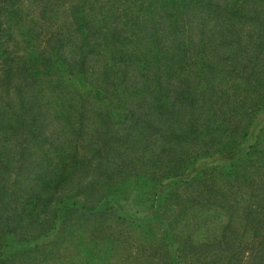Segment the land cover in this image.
I'll return each instance as SVG.
<instances>
[{"label": "trees", "instance_id": "16d2710c", "mask_svg": "<svg viewBox=\"0 0 264 264\" xmlns=\"http://www.w3.org/2000/svg\"><path fill=\"white\" fill-rule=\"evenodd\" d=\"M91 59L97 63L90 64ZM260 60H264V0H0V88L18 92L15 77L29 89L33 83L67 81L74 89H67L70 94L106 100L108 108L99 112L106 130L113 116L119 124L129 121L150 127L162 122L175 128L164 133L162 156L154 160L155 165L162 161L168 167L171 178L184 176L201 155L216 159L184 183L192 184L198 196L208 192L205 202L226 210L229 220L217 244H188L177 233L183 244L174 248L176 236L167 231L169 241L147 245L150 250L154 245L168 249L160 261L152 260L155 264H185L188 259L190 264H264V62L259 67ZM91 70L96 71V84L88 79ZM222 76L241 77L248 92L255 88L261 94L256 115L246 126L237 112L218 121L208 120L213 115L201 111L206 103L214 107L220 102L213 98ZM131 94L141 104L139 109L126 105ZM109 95L119 97L113 101ZM5 125L10 131H0V140L7 136L6 142L17 129L36 131L32 120L6 124L0 116V130ZM185 141L204 143L206 149L189 155ZM7 148L0 142V178L11 168ZM78 164L62 163L69 167L66 173ZM53 174L29 183L31 192L17 212L15 200L7 197L0 183V264H30L26 258L31 245L44 255L46 242H34L46 237L44 226L50 222L46 213L53 198L49 195L66 178ZM161 177L148 178L156 197ZM135 182L147 183L140 174ZM34 224H39L38 235L30 232ZM17 243L20 249L12 251Z\"/></svg>", "mask_w": 264, "mask_h": 264}, {"label": "rangeland", "instance_id": "374dc122", "mask_svg": "<svg viewBox=\"0 0 264 264\" xmlns=\"http://www.w3.org/2000/svg\"><path fill=\"white\" fill-rule=\"evenodd\" d=\"M263 62L259 61V67ZM92 63L97 62L91 59ZM258 71L262 73V70ZM89 74L88 79L93 81L96 71L91 70ZM219 81L218 98L213 99H220V102L214 107L212 103H206L201 111L207 116L213 115L208 120L218 121L223 115L229 117L237 112L246 126L256 115L261 94L255 88L248 92L241 77L222 76ZM97 82L93 81L94 84ZM13 84L18 87V92L0 88L1 119L6 124L32 120L36 129L32 134L17 129L10 141L6 142L7 136L0 140L1 145L10 148L6 152L11 159V168L2 175L0 183L9 194L7 197L15 200L14 211L22 209L23 197L31 192L29 183L53 173L54 178L66 175L63 183L49 195L53 198L46 213L50 218L44 226L46 237L41 236L34 242H46L42 256L45 260L36 251L38 248L31 245L30 255L26 258L30 264H155L152 260L160 261L168 249L165 251L154 245L155 249L150 250L147 245L169 241L167 231L176 236L174 248L183 244L182 239L197 246L208 241L217 244L222 227L229 220L226 210L205 202L210 196L208 192L198 196L192 190V184L184 183L198 169L211 167L215 158L201 155L185 170L184 176L168 177V167L162 161H159L161 166L155 165L154 160L164 149V133H172L175 128L162 122L150 127L129 121L119 124L113 116L115 120L106 130L99 115L108 108L106 100L98 101L92 94H74V91H70L71 95L67 92V89L74 90L70 82H44V86L33 83L29 89L15 77ZM109 96L113 101L119 97ZM133 96H129L126 105L139 109L141 104L133 101ZM156 118L161 116L157 114ZM0 131L10 130L5 125ZM183 144L189 155L204 153L206 149L201 142L185 141ZM73 155L78 161H74ZM65 161L79 164L71 173H66L69 167L62 165ZM137 174L147 183L137 185ZM157 175H162L161 184H158L159 197L151 188L154 184L148 180ZM160 198L158 210L156 205ZM25 223L26 215L23 225ZM175 223H179L178 227L171 229ZM36 226L30 228L33 235L39 234V224ZM8 240L11 242V237ZM17 244L12 251L20 249V243ZM156 250L159 255H153ZM172 253L177 254L174 250ZM191 261L188 259L185 264Z\"/></svg>", "mask_w": 264, "mask_h": 264}]
</instances>
